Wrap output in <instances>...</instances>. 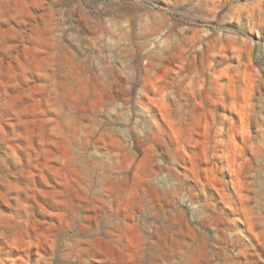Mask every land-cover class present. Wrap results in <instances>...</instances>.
I'll list each match as a JSON object with an SVG mask.
<instances>
[{"label": "rangeland", "instance_id": "rangeland-1", "mask_svg": "<svg viewBox=\"0 0 264 264\" xmlns=\"http://www.w3.org/2000/svg\"><path fill=\"white\" fill-rule=\"evenodd\" d=\"M205 93L253 236L188 139ZM0 264H264V0H0Z\"/></svg>", "mask_w": 264, "mask_h": 264}, {"label": "crops", "instance_id": "crops-1", "mask_svg": "<svg viewBox=\"0 0 264 264\" xmlns=\"http://www.w3.org/2000/svg\"><path fill=\"white\" fill-rule=\"evenodd\" d=\"M207 96V93H205V95L201 94L199 100L195 102L196 104H190L189 112L191 114H199V118L184 122L187 136L190 141L200 143V146L204 149V154H206L208 146L219 147L217 150L218 156L223 162H226V165H228L227 167L230 169V188L233 192L232 196L235 194L237 197L233 199V203L236 204V209L238 211L237 215L240 219L239 223L241 224L242 231L246 235L253 236L258 226V224L254 222H259L256 220L258 197L255 195V181L250 180L251 174L254 172L250 170L245 172L243 169L241 171L239 166L234 164L236 160L238 161L239 156L236 150L232 152L229 147L238 146L237 140L239 138H237L233 132V123L229 120L225 122L223 112L221 108L218 107V104H221V102H218V97H215V105H211L208 104ZM176 123H179V121L174 123V127ZM197 131H199L198 135H196ZM229 133L232 134L234 140ZM247 156L250 158V155ZM189 157L192 158V153H190ZM239 176L242 177V181Z\"/></svg>", "mask_w": 264, "mask_h": 264}, {"label": "built area", "instance_id": "built-area-1", "mask_svg": "<svg viewBox=\"0 0 264 264\" xmlns=\"http://www.w3.org/2000/svg\"><path fill=\"white\" fill-rule=\"evenodd\" d=\"M184 197H185V199H188V196L185 195ZM190 203H192V201L189 199V200L187 201V204H190ZM192 206H193V207H196V206H197V203H193Z\"/></svg>", "mask_w": 264, "mask_h": 264}]
</instances>
